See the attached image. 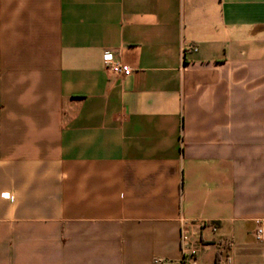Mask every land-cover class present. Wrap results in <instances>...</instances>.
<instances>
[{
	"label": "crops",
	"instance_id": "obj_1",
	"mask_svg": "<svg viewBox=\"0 0 264 264\" xmlns=\"http://www.w3.org/2000/svg\"><path fill=\"white\" fill-rule=\"evenodd\" d=\"M263 216L264 0H0V264H264Z\"/></svg>",
	"mask_w": 264,
	"mask_h": 264
},
{
	"label": "built area",
	"instance_id": "obj_2",
	"mask_svg": "<svg viewBox=\"0 0 264 264\" xmlns=\"http://www.w3.org/2000/svg\"><path fill=\"white\" fill-rule=\"evenodd\" d=\"M104 59L108 62L109 70L118 75L129 76L132 73V68L121 62H113V56L111 52H105ZM257 227L254 232L255 239L258 242H264V216L259 217L257 220ZM154 264H170L168 262H164L158 258L154 259ZM179 264H198L195 261H182ZM214 264H231L229 261L221 259Z\"/></svg>",
	"mask_w": 264,
	"mask_h": 264
}]
</instances>
